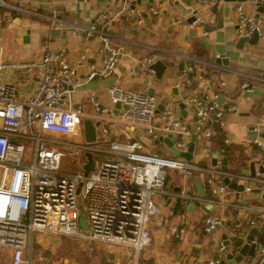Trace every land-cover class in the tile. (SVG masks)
<instances>
[{"label": "built area", "instance_id": "obj_1", "mask_svg": "<svg viewBox=\"0 0 264 264\" xmlns=\"http://www.w3.org/2000/svg\"><path fill=\"white\" fill-rule=\"evenodd\" d=\"M120 1L123 7L118 12L104 10L95 24L77 29L86 38L97 34L100 39L103 64L100 69L91 65L87 79L114 73L120 57L124 55L123 48L112 40L111 24L122 13L135 16L139 11L132 6L133 0ZM192 1L205 3V0ZM248 2L256 7L264 6V0ZM0 7L30 12L23 7L21 0L15 3L0 0ZM150 9L154 14L158 13L156 7L150 6ZM235 13L240 37L263 34L262 26L254 15L245 11L243 2L236 3ZM197 21L199 19L195 17L189 23ZM210 21H214L213 16H210ZM2 23L3 17L0 16V25ZM64 54V49L57 52L46 49L38 61L9 62L4 60L0 50V73L6 67L26 72L36 69L39 77L35 92L23 99L16 97L13 85L0 81V264H33V235L36 231L44 235L129 248L132 264H138L141 250L150 242L149 218L159 214L156 197H161V200L179 199L184 204L199 201L212 208H232L236 212L249 209L264 213L262 208L243 205L241 199H227L231 190L224 183L225 177L241 184L243 193L264 191L263 172L259 168L253 175L248 169V172L237 173L221 169L219 155L226 151L228 138L223 139V145L218 149L216 164L207 170L210 195L204 198L187 191L189 184L186 180L192 178L193 171L198 168L191 161L173 154L165 156L145 151L143 143L131 137L111 141L105 138L109 131L108 114L111 107L119 103L120 119L129 120L133 125L141 123L153 141L158 138L155 131L160 130L164 136L171 135L170 140L176 149L186 151L191 135L196 134V138L204 140L203 149L210 153L209 143L216 129L223 125L226 113L234 110L233 106L223 108L216 100L217 96L212 94L188 97L180 101L192 112V123L187 124L175 115L170 107L171 101L159 111L160 126L156 127L152 124L154 108L159 104L155 96L114 85L108 91L111 106L102 104L95 95L89 97L94 111L104 122L97 127L104 136L101 141L96 137L97 145L93 142L80 145L78 142L84 140L80 120L84 112L81 105L74 106L67 98L70 87L74 85L76 70L65 60ZM157 59V53L152 50L135 59V62L141 71L154 73L150 66ZM193 71L191 64L182 68L179 76L181 85L190 82ZM123 105L127 108L124 109ZM252 130L255 133L254 143L263 146L257 139V128ZM21 139L32 145L30 161L23 159L26 145ZM59 146L69 147L70 155H78L79 149H85L109 153L115 158L104 159L98 166L93 160L94 168L88 175L84 174L83 168L87 160L77 172H62L59 168L65 153ZM260 166L264 170V147ZM166 168L183 173L182 189L176 191L167 187ZM79 183L83 185L81 207L76 195ZM81 208L87 230L79 224ZM223 218L222 213L210 212L205 215L202 224V231L212 235V241L218 242L221 250L225 249V244L214 234L223 223ZM249 224L255 226L256 222L252 219ZM254 236L252 242L258 244L255 264H264V245ZM241 237L246 240L247 235L242 234ZM218 263L219 260L209 261V264Z\"/></svg>", "mask_w": 264, "mask_h": 264}, {"label": "crops", "instance_id": "obj_2", "mask_svg": "<svg viewBox=\"0 0 264 264\" xmlns=\"http://www.w3.org/2000/svg\"><path fill=\"white\" fill-rule=\"evenodd\" d=\"M6 1L15 3L17 0ZM180 1L185 7L197 10L195 17L199 21L190 24L188 15L182 16L174 0H133L132 6L139 11L136 17L125 12L113 20L110 27L112 40L123 48L124 55L120 57L116 71L108 76L87 79L91 65L100 69L103 64L100 39L97 34L86 38L77 29L95 24L104 10L118 12L123 7L120 0H21L23 7L30 12L0 7V16L3 17L0 50L4 60L15 62L38 61L46 49L56 52L64 49L65 60L76 70L74 85L70 87L67 98L72 105H81L84 120L93 123L104 122L94 111L89 97L95 95L102 104L111 106L108 91L114 85L148 94L152 91L158 103H162L164 98L172 101L170 107L174 113L176 105L188 97L206 93L221 97L223 108L233 106L234 110L226 113L223 125L219 127L224 137L220 142L214 136L211 139L210 153L203 149L204 140L199 137L195 140L191 162L198 168L193 171L192 178L186 180L189 184L186 188L187 191L191 189L190 194L197 195L194 180L199 177L205 194L209 191L204 179L207 180L212 155L223 145L224 138H228L229 142L219 159L227 157L229 172L245 171L250 163L254 164L255 171L260 167L264 147V12L259 13L258 17V7L248 0ZM237 2H243L245 11L254 15L262 26L263 34L255 45L245 42L242 47L237 46L240 37L235 13ZM150 6L156 7L158 13L154 14ZM210 16L214 17L213 22ZM16 19L19 20L18 24L13 22ZM26 28L30 29L29 39L23 42ZM10 30H13L12 59H7L5 39ZM152 50L157 53L158 59L166 63L160 78L155 73L141 71L135 62V59L142 58ZM195 59L201 62H195ZM225 62L227 65H224ZM181 63L182 67L179 66ZM187 64L193 65L194 71L190 82L181 85L180 72ZM38 78L36 69L26 72L6 67L0 73V81L13 85L18 99L35 92ZM113 107L108 114L109 131L105 138L111 141L131 137L141 141L144 146L148 145L151 141L143 125L122 121L119 113H113ZM185 111L186 115L180 118L191 124L192 112L187 107ZM253 127L257 128V139L263 146L254 143L255 133H250L254 131ZM98 131L97 128L96 136L101 141L104 135ZM197 172L201 175H197ZM261 174L264 178V171ZM183 185L184 178L181 183H174L167 177L168 188L178 191ZM230 190L227 195L229 201L241 199L242 202L244 197L251 195ZM246 201V204H242L264 209V200ZM159 204H162L160 215L154 218L150 242L141 250L138 264H209L211 260L220 261L227 251L236 253L234 246L246 241L242 239V234L255 235L264 245V213L249 209L236 212L232 208L217 207L211 211L199 201L184 204L173 198L162 199ZM176 205H181L182 211H176ZM210 212L223 214L224 221L214 235L221 241V236L225 235L230 248L227 249L225 245V249L221 250L218 242L212 241V235L202 231L203 219ZM182 217L188 224L183 228L180 225ZM252 219L256 222L255 226L249 224ZM86 245L96 247L103 264H132L129 248L90 242ZM246 264H255V256Z\"/></svg>", "mask_w": 264, "mask_h": 264}, {"label": "rangeland", "instance_id": "obj_3", "mask_svg": "<svg viewBox=\"0 0 264 264\" xmlns=\"http://www.w3.org/2000/svg\"><path fill=\"white\" fill-rule=\"evenodd\" d=\"M162 102L166 105L169 104V100L164 98ZM159 109L157 107L154 108L153 111V120L152 124L156 127L160 126L159 122ZM81 124L83 127L84 117H80ZM109 126V124H107ZM84 130V129H83ZM100 133V131H98ZM157 137L162 139L164 137V133L160 130L155 131ZM150 143L145 146V151L155 152L156 153L171 156V153L168 151L165 143L160 141L158 144H154L153 139L149 136ZM22 142L25 143V153H24V161H30L32 157V145L27 143L25 139H21ZM80 145L88 144L85 140L78 142ZM93 144L97 145V141L93 142ZM59 149L62 150L65 154L61 159V165L59 170L62 172L74 173L79 171L81 164L85 160L92 158L95 161V165H99L104 159H113L115 158L113 155L109 153L102 152H94L91 150L79 149L78 155H70L68 153L69 147L59 146ZM166 171L169 176V180L174 183H181L183 173L177 169L166 168ZM197 175H201V173L197 172ZM210 175L207 174V178ZM206 184L207 181L204 179ZM82 183H79L76 188L77 202L79 207L82 206ZM191 189L188 190V193H191ZM156 203L159 206V215H160V207L162 204H159L161 197H156ZM165 200V198L163 199ZM154 218H149L148 229H152L154 227ZM181 227H186L188 224L186 219L182 217V221L180 222ZM33 264H103L102 257L96 252V247L94 245H86L89 241H85L79 238L72 237H64V236H50L44 235L41 232H34L33 235ZM96 245L94 242H90ZM42 257V259H39ZM57 262V263H55Z\"/></svg>", "mask_w": 264, "mask_h": 264}, {"label": "water", "instance_id": "obj_4", "mask_svg": "<svg viewBox=\"0 0 264 264\" xmlns=\"http://www.w3.org/2000/svg\"><path fill=\"white\" fill-rule=\"evenodd\" d=\"M152 1V0H149ZM228 1H243V0H228ZM174 5L177 7V9H179V11L181 12L182 16H187L188 15V19L187 21H191L195 18V13L197 12V10H193L192 7H185L184 3H182L180 0H174ZM264 12V6H258L257 9V16L259 17V13H263ZM14 23L16 22L17 24L19 23V20L16 19L13 21ZM24 28V27H23ZM29 28H26V34L23 35V42H27L29 39ZM12 35H13V30H10V32L7 34L6 39H5V54H6V58L7 59H12ZM259 37L260 35H258L257 33H254L252 36H244V37H239L238 39V43L237 46L240 48L242 47V44L245 42H248L249 44L255 45L259 42ZM219 62V61H217ZM224 65H227V63L225 62ZM180 67L183 66V63H181L179 65ZM150 68L154 71L155 75L157 78H160L162 73L164 72V70L166 69V63L161 60V59H157L151 66ZM150 95H152V91L149 92ZM220 98L221 97H217V101L221 104L222 102H220ZM164 103H159L157 105V108L159 110H162L164 108ZM124 109L127 108L126 105L122 106ZM185 107L186 105L183 102H179L176 107H175V113L176 116L179 117H184L186 115V111H185ZM121 108V105L119 103H115L114 107H113V113H118V109ZM99 126V123H93L91 120H84L83 121V129H84V140L86 142H95L96 141V135H97V127ZM252 132V134H254L253 131H250V133ZM171 135L167 134L166 136H164L162 139H160L159 137L154 141L156 144L160 143V141H162L163 143H165V145L169 148V151L171 154L176 155V156H180L185 158L187 161H191V159L193 158V151H194V145H195V140H196V134H192L190 137V141L188 143V147L186 151H179L178 149H176L173 146L172 141L170 140ZM12 141H16V138H12ZM219 154V150H217L213 155H212V165L216 164V158ZM222 166L221 169L224 171H228V159L226 156H224L221 160ZM84 174L88 175V173L93 170L94 168V161L92 158H89L85 165H84ZM260 172H263L264 170L262 169V167H259ZM249 173L251 175L254 174L255 170H254V164L250 163L249 169H248ZM246 170V172H248ZM245 172V173H246ZM224 183L228 185V187L230 189L242 192L243 191V186L241 184L236 183L235 181H230V179L228 177L224 178ZM194 186L197 192V195L200 198H204L205 197V191L203 189V184L202 181L199 177H196L194 180ZM255 199H261L264 200V191L263 192H257V193H253L251 195H248L246 197L243 198L242 202L244 204H246V200H255ZM207 209L214 211V208H212L210 205H207L206 207ZM79 224L82 227V229L87 230V225L85 222V215L83 213L82 208L80 209V219H79ZM222 240L223 243L226 245V248H230L229 247V241L226 239L225 235H222ZM253 241V235L249 234L246 238V241L240 245L237 244L234 246V251L236 253H233L232 251H227L223 258L219 261L218 264H246L247 262H249L255 255V252L258 249V245L257 243L252 242Z\"/></svg>", "mask_w": 264, "mask_h": 264}, {"label": "trees", "instance_id": "obj_5", "mask_svg": "<svg viewBox=\"0 0 264 264\" xmlns=\"http://www.w3.org/2000/svg\"><path fill=\"white\" fill-rule=\"evenodd\" d=\"M214 137H216L218 139V142H220L221 137H224V134H223V132L221 131L220 128L216 129V133H215ZM209 195L210 194H209V192L207 190L206 197L209 196ZM175 210L176 211H182V206L181 205H176V209Z\"/></svg>", "mask_w": 264, "mask_h": 264}]
</instances>
